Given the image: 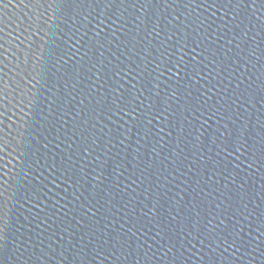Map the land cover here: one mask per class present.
Listing matches in <instances>:
<instances>
[{"label": "water", "instance_id": "obj_1", "mask_svg": "<svg viewBox=\"0 0 264 264\" xmlns=\"http://www.w3.org/2000/svg\"><path fill=\"white\" fill-rule=\"evenodd\" d=\"M0 264H264V0H0Z\"/></svg>", "mask_w": 264, "mask_h": 264}]
</instances>
